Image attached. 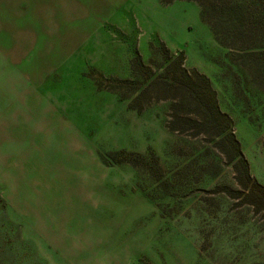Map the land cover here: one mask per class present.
Returning a JSON list of instances; mask_svg holds the SVG:
<instances>
[{
	"label": "rangeland",
	"instance_id": "obj_1",
	"mask_svg": "<svg viewBox=\"0 0 264 264\" xmlns=\"http://www.w3.org/2000/svg\"><path fill=\"white\" fill-rule=\"evenodd\" d=\"M237 1L264 19V0H211L218 32ZM201 11L0 0V264H264V214L224 192L233 166L193 136L192 106L168 127L182 94L156 80L183 52L264 186V73ZM252 36L264 45V28Z\"/></svg>",
	"mask_w": 264,
	"mask_h": 264
},
{
	"label": "trees",
	"instance_id": "obj_2",
	"mask_svg": "<svg viewBox=\"0 0 264 264\" xmlns=\"http://www.w3.org/2000/svg\"><path fill=\"white\" fill-rule=\"evenodd\" d=\"M162 1L170 3L176 0ZM186 1L197 2L201 6L202 20L211 26L216 40L221 45L236 49L240 52L239 56L241 58H248L247 61L255 63L257 66L255 71L259 75L264 73V45H256L252 36L253 30L259 27L264 28V19H255L252 13L245 10L244 3L237 1L233 7L229 8L228 14L224 10L227 15H225L223 23L226 26L224 31L218 32L216 23L207 16L208 10L211 8V0ZM218 18L220 20L219 16ZM226 35H228L229 39L234 40L235 45L227 43ZM183 56V52H181L177 58L165 66L164 74L156 78V80H167L177 92L180 91L182 94L180 100L174 103L173 108L176 107L177 109L176 112H172L168 127L174 132L180 131L178 124L186 122L179 120L180 108L183 105L184 107L192 106L196 114L194 128L198 130L193 136L206 135L216 139V147L233 166L239 190L226 188L224 192L232 199L238 200L240 205L251 206L257 213L264 214V186L252 178L250 165L243 156L240 143L232 132V122L228 116L221 113L217 103V94L212 87L210 79L197 70L192 69L190 71L186 69Z\"/></svg>",
	"mask_w": 264,
	"mask_h": 264
}]
</instances>
